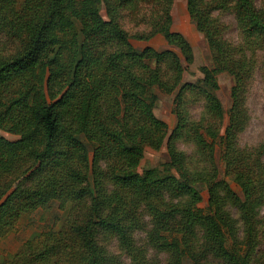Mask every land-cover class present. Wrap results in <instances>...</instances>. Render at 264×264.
<instances>
[{"label": "trees", "instance_id": "trees-1", "mask_svg": "<svg viewBox=\"0 0 264 264\" xmlns=\"http://www.w3.org/2000/svg\"><path fill=\"white\" fill-rule=\"evenodd\" d=\"M172 5L0 0V41L8 47H0V128L18 136L0 135V240L25 215L61 210L13 253H0V264L264 263V142L238 143L246 87L264 48V9L256 0H186L212 59L189 82L182 60L191 62L193 52L171 30ZM224 14L233 16L239 42L227 36ZM125 18L146 29L131 35ZM157 34L173 48L131 42ZM220 72L233 80L227 118ZM156 90L174 94L167 138L153 112ZM197 101L195 117L189 109ZM164 141L169 159L139 173L144 149Z\"/></svg>", "mask_w": 264, "mask_h": 264}, {"label": "rangeland", "instance_id": "rangeland-1", "mask_svg": "<svg viewBox=\"0 0 264 264\" xmlns=\"http://www.w3.org/2000/svg\"><path fill=\"white\" fill-rule=\"evenodd\" d=\"M23 2L24 0H17L18 6H20ZM256 4L264 9V0H256ZM104 13L105 10L102 9V14ZM171 17V30L173 32L180 33L189 43L193 52V60L191 62L187 63L182 60V65L185 68L183 81L195 82L203 76L200 71V67L204 65L210 66L212 64L210 50L203 34L196 29L188 14L186 0H173ZM222 19L230 26L227 36L231 39V41L239 42L240 37L233 16L230 14H224L222 15ZM123 26L131 35L146 29L143 24L134 26L128 18L123 20ZM131 42L136 49H141L147 45H151L157 50L173 48L168 45L165 37L160 34H157L150 40L138 39L131 36ZM4 43L7 44L6 42ZM0 47L3 49L6 48L3 41H0ZM174 50L178 51L177 48H174ZM255 60L256 62L252 78L249 80L245 92V108L248 117L246 127L239 133L238 136V143L242 147H254L264 142V48L256 51ZM217 82V95L222 103L223 110L227 118L228 110L232 103V99L230 97L231 86L233 84L232 76L226 72H220L217 74ZM156 94L157 100L155 102L153 112L159 119L166 122L167 138L176 123V116L172 111L174 94L164 93L160 90H156ZM201 104L202 103L200 101H197L190 105L189 111L192 116L196 117L198 115L201 109ZM0 135L9 139H16L18 137L16 134H12L2 128H0ZM177 145L187 154H190L193 150L192 146L182 139L177 141ZM217 158L220 159L219 152L217 153ZM168 159L169 156L166 141H164L163 145L158 149L146 147L138 165V172L141 173L144 168L157 166L166 162ZM219 169L222 174V162H219ZM230 184L233 190L241 195L240 187L232 180H230ZM201 194L202 200L200 201L199 206L202 209H206L208 206V192L205 188H203ZM231 210L234 216H237V213L234 211L235 209L232 208ZM260 212V216L264 217V207H260ZM55 215L59 217V215H61V210L51 207L48 210L39 209L21 217L18 221L16 231L0 240V253L4 255H7L6 253H13L32 232L49 226L53 222V217ZM240 234L241 236L243 235V229L241 228ZM259 248L262 249L261 246H259ZM260 249L258 251H260ZM112 250L116 251L113 243ZM183 264L193 263L189 259H185ZM259 264L264 263L260 262Z\"/></svg>", "mask_w": 264, "mask_h": 264}]
</instances>
